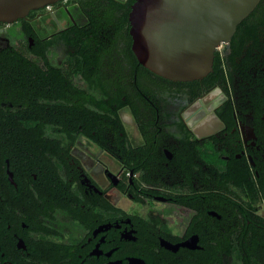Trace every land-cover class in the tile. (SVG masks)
<instances>
[{"label":"flooded vegetation","instance_id":"obj_1","mask_svg":"<svg viewBox=\"0 0 264 264\" xmlns=\"http://www.w3.org/2000/svg\"><path fill=\"white\" fill-rule=\"evenodd\" d=\"M85 8L63 0L0 23V50L37 52L54 88L50 72L79 57L85 66L74 83L109 103L115 56L107 38L101 49L85 37ZM238 29V41L234 35L216 52L223 77L171 84L135 67L130 33L119 39L116 154L108 141L50 124L26 136L9 132L20 151L0 158L10 189L0 196V264H264V249L249 262L238 244L264 245V24ZM50 91L43 104H53Z\"/></svg>","mask_w":264,"mask_h":264},{"label":"trees","instance_id":"obj_2","mask_svg":"<svg viewBox=\"0 0 264 264\" xmlns=\"http://www.w3.org/2000/svg\"><path fill=\"white\" fill-rule=\"evenodd\" d=\"M86 6V18L92 21L90 27L86 30L85 37H91L96 45L101 49L106 48V44L101 43L107 38L109 41L111 58L110 66H114L115 70L110 71V87L105 90V94L109 97V103L103 98L91 97L87 93L76 86L74 83L75 72H81L85 66L84 60L72 56L62 65L58 71L50 72L52 75L56 73L58 83L56 88L48 80L45 81L43 75L45 72L40 71V56L37 52L26 47H9L0 50V158L1 163H5V159L11 156L14 146L16 151H20L18 141H14L9 136V132H17L26 136L28 134L45 132L48 125H52L54 130L61 133L83 134L101 146H105L106 142L112 143V136L118 138L123 131L120 118L118 116V108L120 107L123 97L121 84L123 78L120 74L118 66L123 61L119 58L118 50H116L119 39L129 36V12L132 4L136 0H79ZM264 24V0L261 1L258 8L240 25L239 29L246 27L249 32L256 31L258 26ZM105 29V34L101 33ZM104 35V38H102ZM238 33L234 36L233 42H237ZM239 38V37H238ZM101 41V42H100ZM95 46L91 47L94 49ZM117 52L116 55H113ZM128 52L136 68H140L143 72L154 76L159 80L172 83L162 77L154 75L152 72L140 65L132 53L130 47ZM217 64L214 65L212 72L206 79L223 77L225 72L221 67V59L216 53ZM87 63H92L85 58ZM79 64V65H77ZM50 70L52 67L49 66ZM55 75V74H54ZM115 84V85H114ZM53 87V88H52ZM52 89V91H50ZM50 91V99L53 104H43V98H48ZM55 92V93H54ZM127 94V93H126ZM130 102H133V94L127 96ZM119 106H117V105ZM56 111V120H47L46 117H53ZM45 130V131H44ZM8 133V134H7ZM109 133V136H105ZM105 134V135H104ZM31 139V138H30ZM32 139H34L32 137ZM31 139V140H32ZM22 142L23 140H19ZM112 154H116L113 148H109ZM1 164V165H2ZM4 178H3V177ZM0 196L5 198L9 194L7 177L3 167L0 168ZM1 183H5L4 187ZM4 188V189H3ZM20 198H18L19 200ZM228 200V198H227ZM240 211L246 210L238 205ZM238 244L243 245L248 255L244 260L251 262L256 258V251L264 249V245L258 242L252 244L245 243L238 239ZM230 244L229 247H231ZM241 248V247H240ZM246 251V252H247ZM238 257L242 254L238 249ZM255 252V253H254Z\"/></svg>","mask_w":264,"mask_h":264},{"label":"water","instance_id":"obj_3","mask_svg":"<svg viewBox=\"0 0 264 264\" xmlns=\"http://www.w3.org/2000/svg\"><path fill=\"white\" fill-rule=\"evenodd\" d=\"M63 0H0V23ZM262 0H136L129 12L132 51L153 74L192 82L213 72L216 52ZM12 179V178H11Z\"/></svg>","mask_w":264,"mask_h":264}]
</instances>
